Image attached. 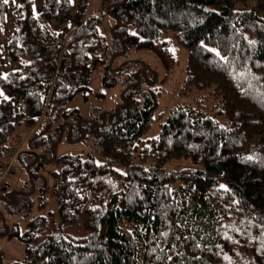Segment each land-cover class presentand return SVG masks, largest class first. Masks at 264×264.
Here are the masks:
<instances>
[{
  "label": "trees",
  "instance_id": "16d2710c",
  "mask_svg": "<svg viewBox=\"0 0 264 264\" xmlns=\"http://www.w3.org/2000/svg\"><path fill=\"white\" fill-rule=\"evenodd\" d=\"M7 7L0 0V22ZM11 14L0 149L16 126L28 128L31 178L57 119L71 117L68 140L89 132L94 145L45 158L59 165L56 215L12 226L23 253L7 264H264V0H41L38 15L17 0ZM129 48L150 51L166 74L182 49L179 92H208L213 111L188 102L157 111L155 72L112 66ZM95 67L103 87L127 71L125 86L113 113L77 121L66 105L91 91ZM179 159L190 167H166ZM15 193L8 212L27 211V193ZM77 221L85 235L62 233Z\"/></svg>",
  "mask_w": 264,
  "mask_h": 264
},
{
  "label": "rangeland",
  "instance_id": "374dc122",
  "mask_svg": "<svg viewBox=\"0 0 264 264\" xmlns=\"http://www.w3.org/2000/svg\"><path fill=\"white\" fill-rule=\"evenodd\" d=\"M91 2L92 0H90V3ZM16 3H12L10 0L7 11L3 15L2 22H0V74H4L7 71V67L5 65V49L3 45L12 33L13 18L11 12ZM73 8L74 5L71 8L70 13L72 12ZM33 9H35V12H33ZM31 11L33 15H38L41 12V0H31ZM49 25L52 29H56L57 24L54 21L49 22ZM176 53L178 63L167 74L164 72L162 67H160L156 57L147 50H136L129 48L125 55L117 56L115 59H113L112 66L122 63L125 67L128 66L132 61H136L132 62L128 68L135 69L136 73L142 76L141 78L145 76L146 79L150 78L149 71L153 70L156 76L152 81L153 85H151V87H155L154 89H158L160 91V95L157 99V111H164V115L168 111V107L172 104L175 105L176 102H188L193 103L194 105L199 104L203 109L207 110L208 112H212L213 108L217 105V101L212 98L208 92L191 91L185 95H182L179 92L182 68L184 66V54L180 48H177ZM100 71L101 69L96 67L91 71L88 80V85L91 91L87 93L86 97L83 98L81 97V94L76 93L66 105L67 108L76 110L78 114V118L76 119L77 121H79V119L85 121L90 120V122L97 119L100 120L103 118L105 113H113L114 108H116L120 101L119 92L121 88L125 86V81L122 77L127 71L118 74L117 83L108 87H103L101 85V81L99 79ZM147 84L150 85V82ZM142 86H145V84L142 83ZM70 123H72L71 117H68L65 120L57 119L54 122V125L51 128V132L53 134L51 136V142L54 137L57 136L55 139L56 143L54 145L50 144L51 149L47 150L46 152L43 150L38 151L35 159H37L39 154H41V163L37 164L35 169L31 172V178L29 177V172H27V167L25 166L30 164L32 159L27 153L28 149L21 147L23 136L29 131L28 128L24 127L23 125L16 126L13 132L7 138L8 148L0 149V177L3 176L0 189H3V191L6 190V192L0 194L1 234H3L4 231H6V233L10 231L12 226H16L19 230H23L26 221L32 216L45 214L48 211H50L53 216L56 215V202L51 192L54 182L51 176V171L55 169L57 170L59 165L53 161L44 162L47 161L45 158L48 159L50 155L60 156L65 153L84 154L91 152L94 145L93 136L92 134H89V132H87L86 135L79 140H68V125ZM157 127V123H153L146 133L143 134V136H152L155 132H157ZM15 150L16 152L11 157V154ZM10 157L12 162L6 165L7 159ZM166 167L172 170L181 171L183 169L189 168L190 163L187 159L172 160L167 162ZM21 179H27L28 181V185H23L21 189L27 193L26 197L31 201V204L29 209L23 213L8 212V210L11 209L13 205H4V202L9 200V196H11L10 193L17 188L15 186L16 182ZM50 227L51 226L48 228L50 229ZM62 233L74 237H80L86 234V230L83 229L82 224L77 221L71 225L65 226ZM0 251H3L5 255L4 260L19 261L22 257L23 248L21 243L15 237H8L7 240L4 238L0 239Z\"/></svg>",
  "mask_w": 264,
  "mask_h": 264
},
{
  "label": "crops",
  "instance_id": "0c3cea01",
  "mask_svg": "<svg viewBox=\"0 0 264 264\" xmlns=\"http://www.w3.org/2000/svg\"><path fill=\"white\" fill-rule=\"evenodd\" d=\"M29 132H30V131H28V132L23 136V140H22V141H24V140L26 139V137L28 136ZM22 143H23V142H21V145H22ZM15 152H16V150H15ZM15 152H13L12 155H14ZM11 157H12V156H11ZM11 157L7 159L6 165H7L8 163H11V162H12V161H11ZM4 165H5V164H4ZM6 165H5V166H6ZM0 171H1V169H0ZM23 185H26V186L28 185L27 179H21V180H19V181L16 182V185H15V186H16L17 188H16L13 192L10 193L11 196H9V200H8V201L6 200V202H4V205H6V204H12V203H13V202H12L13 200H11L12 195H13L15 192H19V191H21V187H22ZM0 192H1L0 194H2L3 192H6V190L3 191V189H0ZM8 194H9V193H8ZM1 238H4L5 240H7L8 237H7V233H6V231H4L3 234L0 233V239H1ZM4 258H5V255H4L3 251H0V261H3V262H2L3 264H7V263H9L10 261H12V260H8V261H6V260H4Z\"/></svg>",
  "mask_w": 264,
  "mask_h": 264
},
{
  "label": "snow or ice",
  "instance_id": "6c2138e0",
  "mask_svg": "<svg viewBox=\"0 0 264 264\" xmlns=\"http://www.w3.org/2000/svg\"><path fill=\"white\" fill-rule=\"evenodd\" d=\"M10 2V0H2L3 4H8ZM12 3H16V0H11ZM19 6V5H18ZM33 12H35V9H33ZM249 159H251V157H249Z\"/></svg>",
  "mask_w": 264,
  "mask_h": 264
},
{
  "label": "built area",
  "instance_id": "2783aa9c",
  "mask_svg": "<svg viewBox=\"0 0 264 264\" xmlns=\"http://www.w3.org/2000/svg\"><path fill=\"white\" fill-rule=\"evenodd\" d=\"M2 177H3V176L0 177V185L2 184Z\"/></svg>",
  "mask_w": 264,
  "mask_h": 264
}]
</instances>
